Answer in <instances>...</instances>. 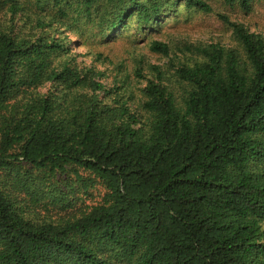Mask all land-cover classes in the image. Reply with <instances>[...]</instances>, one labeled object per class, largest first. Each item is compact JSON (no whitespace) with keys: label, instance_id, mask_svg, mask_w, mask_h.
I'll return each instance as SVG.
<instances>
[{"label":"trees","instance_id":"obj_1","mask_svg":"<svg viewBox=\"0 0 264 264\" xmlns=\"http://www.w3.org/2000/svg\"><path fill=\"white\" fill-rule=\"evenodd\" d=\"M180 3L212 11L0 0V264H264V38L218 15L242 51L188 48L192 64L136 69L146 83L125 96L56 36L103 20L146 31Z\"/></svg>","mask_w":264,"mask_h":264},{"label":"rangeland","instance_id":"obj_2","mask_svg":"<svg viewBox=\"0 0 264 264\" xmlns=\"http://www.w3.org/2000/svg\"><path fill=\"white\" fill-rule=\"evenodd\" d=\"M212 9L210 13H202L189 9L180 3L174 11L164 10L159 18V25L153 24L148 30L137 28L133 20L127 21L117 29L107 33L103 21L79 28L77 23L68 28L62 26L57 37H66L70 43L71 55H77V62L83 67H94L102 73L101 82L107 88L122 86L125 96L138 91L145 85L146 80L135 76L136 69L142 70L147 78H153L150 66H158L163 72L171 75L181 64H192L198 57L191 50L198 46L219 44L225 49L238 52L241 45L233 31L219 19L218 15H226L232 21L241 24L249 32L259 34L264 38V0H252L250 10L245 12L238 4L227 5L224 0H203ZM67 24L71 19L64 20ZM108 26V25H107ZM72 31V33H71ZM74 32H82L79 37ZM152 40L169 45L168 57L153 53L149 50ZM99 56V57H98ZM182 85H174L176 96H183ZM135 96L134 100H136Z\"/></svg>","mask_w":264,"mask_h":264}]
</instances>
